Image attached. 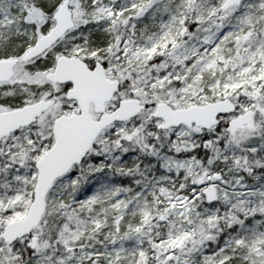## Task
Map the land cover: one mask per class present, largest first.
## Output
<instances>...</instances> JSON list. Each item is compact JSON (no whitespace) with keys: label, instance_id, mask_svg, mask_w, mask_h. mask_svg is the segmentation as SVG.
Wrapping results in <instances>:
<instances>
[{"label":"snow or ice","instance_id":"1","mask_svg":"<svg viewBox=\"0 0 264 264\" xmlns=\"http://www.w3.org/2000/svg\"><path fill=\"white\" fill-rule=\"evenodd\" d=\"M0 264H264V0H0Z\"/></svg>","mask_w":264,"mask_h":264}]
</instances>
